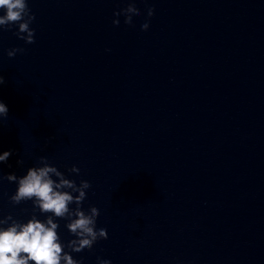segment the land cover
I'll return each mask as SVG.
<instances>
[{"label":"water","instance_id":"95a60500","mask_svg":"<svg viewBox=\"0 0 264 264\" xmlns=\"http://www.w3.org/2000/svg\"><path fill=\"white\" fill-rule=\"evenodd\" d=\"M28 4L34 43L0 31V176L42 155L80 169L108 231L85 264H264V0ZM14 190L0 181V214L23 217Z\"/></svg>","mask_w":264,"mask_h":264},{"label":"clouds","instance_id":"9594fccd","mask_svg":"<svg viewBox=\"0 0 264 264\" xmlns=\"http://www.w3.org/2000/svg\"><path fill=\"white\" fill-rule=\"evenodd\" d=\"M154 14L155 8L148 7L147 19L140 26L142 31L149 30ZM141 15L138 5L133 3L116 12L114 26L120 28L123 18L129 28H134ZM34 20L35 13L28 0H0V31H12L17 39L32 44ZM23 51L13 47L6 54L12 58ZM4 84L5 78L0 75V86ZM8 115V105L0 99V122ZM13 154V149L0 151V164H8ZM16 163L23 166L25 162L18 159ZM81 175L79 168L73 166L62 171L42 155L22 175L12 171L0 176V181L15 185L10 195L5 193L13 207L30 205L22 209L23 217L12 212L0 214V264H85L84 259L76 257H83L97 242L108 239L107 229L97 227L100 210L92 207L85 211L88 193L93 188L87 181L77 184L74 178ZM65 230L72 237L67 243L61 236ZM96 264L112 261L97 257Z\"/></svg>","mask_w":264,"mask_h":264}]
</instances>
